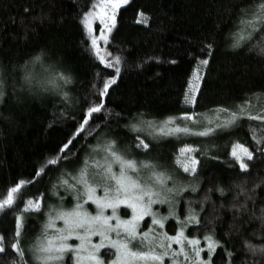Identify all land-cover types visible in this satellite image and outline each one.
Instances as JSON below:
<instances>
[{
	"label": "trees",
	"instance_id": "obj_1",
	"mask_svg": "<svg viewBox=\"0 0 264 264\" xmlns=\"http://www.w3.org/2000/svg\"><path fill=\"white\" fill-rule=\"evenodd\" d=\"M103 4L0 0V264L29 263L20 219L25 239L40 237L64 174L101 138L179 176L180 216L198 221L186 233L215 244L205 264H264V0H127L104 32L91 24ZM166 122L183 133L135 131ZM237 145L252 154L245 169ZM187 148L192 174L179 166ZM178 227L168 222L160 252L178 250Z\"/></svg>",
	"mask_w": 264,
	"mask_h": 264
},
{
	"label": "rangeland",
	"instance_id": "obj_2",
	"mask_svg": "<svg viewBox=\"0 0 264 264\" xmlns=\"http://www.w3.org/2000/svg\"><path fill=\"white\" fill-rule=\"evenodd\" d=\"M126 2L104 0L101 9L91 19V24L99 20L104 32L113 21L112 13ZM139 21L145 22L146 18L140 16ZM104 35L102 33L100 37L104 38ZM196 82L198 88L200 82ZM192 91L197 92L194 89ZM215 118L203 116L197 121L209 124L216 121ZM232 121L229 119L227 123ZM135 131L145 135L150 133L153 137L183 133L182 126L172 122L139 125ZM105 139H98L78 172L64 174L59 185L63 194L54 195L58 203L49 205L40 237L25 239L22 229L26 219H20L19 242L15 249L20 255V242L24 243L22 254L28 259L27 264H106L101 255L106 249L114 250L116 257L110 264H162L163 261L155 255H146L150 251H167L164 233L171 220L179 224V249L186 244L193 253L200 250L197 246L203 240H198V244L195 238L186 233L190 227L197 225L196 216L192 211H187L181 218L179 213L178 200L182 192L179 176L166 171L159 163L126 157L116 146L103 145L108 143ZM232 157L245 169L244 161L250 159L252 154L237 145ZM197 165L198 161L191 149L181 151L179 166L183 172L192 174ZM41 207V200L31 201L27 211H38ZM146 221L152 224L149 231L156 233L158 229V234L146 233L148 230L140 232ZM186 237L190 240L185 242ZM214 246V242L208 239L203 248ZM188 258L190 253L183 248L181 254L173 259L175 264H181ZM205 263L208 261L203 260Z\"/></svg>",
	"mask_w": 264,
	"mask_h": 264
},
{
	"label": "flooded vegetation",
	"instance_id": "obj_3",
	"mask_svg": "<svg viewBox=\"0 0 264 264\" xmlns=\"http://www.w3.org/2000/svg\"><path fill=\"white\" fill-rule=\"evenodd\" d=\"M150 228V226H148V228L146 227V229L145 230H148ZM142 229V228H141ZM140 232H141V230H140ZM186 240H188V238H186ZM186 240H185V242H186ZM196 243H200L199 241H197ZM176 247L177 246V251L176 252H172V254H171V252L170 253H162V252H149L146 256H149V255H155V257H157L158 259H160V260H162L163 262H162V264H175V261H174V257L175 256H179L180 254H181V252H182V249L184 248V249H187V247H186V244L183 246V248L182 249H179V247H178V243H173L172 244V246L171 247ZM201 248H203V243H200V245H198L197 246V249H200V250H198L197 252H194V257H191V255H190V258H188V260L186 259V261H188V262H191L192 261V258H195V261H196V264H203V250H201ZM113 251L114 250H111V249H109L108 251H107V249L106 250H104L102 253H101V255H102V259H104L105 261V263L106 264H110L112 261H114L115 260V254L113 253ZM188 251V250H187ZM109 254V255H108ZM144 255H145V253H144ZM169 255V256H168ZM165 256V257H164ZM168 256V257H167ZM167 257V258H166ZM185 258H186V256H185ZM164 259V260H163ZM200 259H201V261H200ZM185 263V262H184ZM181 264H183V263H181Z\"/></svg>",
	"mask_w": 264,
	"mask_h": 264
}]
</instances>
